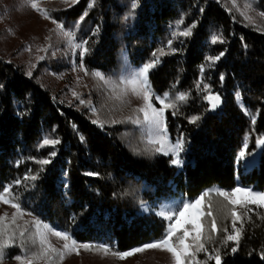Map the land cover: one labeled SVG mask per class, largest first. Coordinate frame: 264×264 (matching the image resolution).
Wrapping results in <instances>:
<instances>
[{
	"label": "trees",
	"instance_id": "16d2710c",
	"mask_svg": "<svg viewBox=\"0 0 264 264\" xmlns=\"http://www.w3.org/2000/svg\"><path fill=\"white\" fill-rule=\"evenodd\" d=\"M250 2L256 13L264 12V0ZM89 3L80 0L57 13L78 41H87L85 68L118 78L126 61L138 68L159 57L148 79L155 95L168 93L167 102L176 105L164 115L170 139L183 140L182 164L171 163L174 157L146 142L130 141L129 121L116 107L103 101L94 111L92 102H71L36 72L29 76L23 65L0 54V191L9 186L21 210L79 242L123 252L158 240L166 230L165 220L143 211L145 205L176 196L194 199L211 188L234 189L239 181L263 188L264 146L251 172L237 168V155L246 137L250 156L259 150L256 139L264 136V26L243 22L221 0H137L135 9L132 0H96L91 8ZM193 24L191 36L179 35ZM213 35L224 42L212 43ZM160 49L167 54L160 56ZM221 52L214 64L206 59ZM65 65L59 59L44 63L55 72ZM204 85L221 98L214 110ZM181 93L185 101L177 99ZM153 102L160 107L155 96ZM244 109L256 116L255 124ZM192 116L200 120L192 124ZM45 138L60 142L42 146ZM45 159L51 162H38ZM206 205L218 232L209 233L208 253L197 254L201 264H215L207 259L213 249L222 264H264V208L250 206L238 251L232 253L234 242L224 243L232 231L231 205L215 193L203 201L205 212ZM201 224L210 228L211 218L202 216ZM7 250L27 253L13 245Z\"/></svg>",
	"mask_w": 264,
	"mask_h": 264
},
{
	"label": "rangeland",
	"instance_id": "374dc122",
	"mask_svg": "<svg viewBox=\"0 0 264 264\" xmlns=\"http://www.w3.org/2000/svg\"><path fill=\"white\" fill-rule=\"evenodd\" d=\"M79 1L80 0H77L76 3H71V0H68V3H65L64 0H36V2L39 3L42 8L47 9L50 14L51 19H44L35 10L24 6L22 0H0V54L23 65L30 72H36L38 79L44 85L54 88L55 91H63L64 95H66L71 102H79V105L83 104L80 102L81 100L85 102H92L91 109L94 111L103 101H106L109 106L116 107L122 116L129 121V140L139 143H141V141L144 143L146 142L148 146H151L156 150V148L160 145L158 143H154L153 141L158 140L159 136L156 134L154 129H151L145 123L143 113L137 111L139 107L143 106V101L137 99L130 91L123 97V99L116 98L117 95L124 89V85L121 84L120 81L130 78L142 67L135 68L131 66L128 61H126V66L122 70L120 77H105L107 80L111 81L110 84H105L104 81L94 77L92 75L93 72H89L85 66L84 68L87 70V74L85 71L81 70L79 56L81 50L71 48L67 44L64 37L59 35L56 31H53L55 29V24L52 23V19L61 23L57 19V17H59L57 13L72 8ZM221 1L228 5L229 8L232 9L243 22L264 26V17L253 10L250 0ZM246 16L249 17V19H246ZM64 29L67 30L65 27ZM76 42L80 41L76 38ZM41 48H46L47 51H39ZM41 56L44 58L38 59ZM68 57H70L71 61L68 60ZM55 59H59V61L63 62L64 65L66 63V65L62 66L58 72H55L50 68L47 69L44 66V63L47 61L53 62ZM113 86H116L115 91H113ZM74 93L76 95H74ZM83 95H88L91 98L83 99ZM153 105L155 106L154 102ZM137 120H139L140 123H136L135 121ZM167 137L169 146L176 143L170 139L168 133ZM260 150L261 146H259V150L254 152L252 155H246L244 161H237V168L240 171L245 170L249 172L257 168L259 166ZM168 155L174 157V159L176 158L175 154L172 152H169ZM236 187L249 188L256 192H264V187L256 188L253 186H244L240 181ZM215 189L225 190L222 188ZM195 199L196 198L188 199L185 196L170 197L161 202L155 203L154 205H145L142 207V210L145 212L153 211L158 215L160 211L175 208L182 200L193 201ZM236 199L239 201L244 199V197L238 195ZM202 206L203 202L200 206L203 210ZM237 208H239V205H237ZM15 211L16 210L10 205L0 203V215H3L4 213L8 214V219L5 221L6 224L10 222L11 215ZM21 211L23 212V216L17 218L16 225H19L20 229H27L24 237L26 243L23 247L21 246L19 231H17L13 246L25 249L27 251L25 255L30 259L33 253L39 252L38 238L35 245L31 242V238L36 233V228L32 222L36 219L27 212L23 210ZM189 215L190 214L186 213L184 217H181L179 225L181 229L184 227H190L185 223V221L189 218ZM191 216L201 224L202 216L197 215L195 212H192ZM165 222L167 228L169 221L165 220ZM43 224L49 225L56 231H64L46 222H41V231H44L42 227ZM16 225H11L9 227V232L16 228ZM45 234L54 247L62 249L64 241L51 235V233ZM177 235H183V232H178ZM77 242L83 243L79 241ZM87 244H92L94 246L98 245L97 242ZM7 249L6 251L8 256L2 261V264H19L14 257L16 255L23 256V254H17V252L10 254ZM33 264H170V254L160 250L149 249L126 259H118L113 257L111 254L105 256L95 250L84 251L81 249L79 255H76L75 253L66 255L62 261L58 256L53 255V259L51 261L38 259L34 260Z\"/></svg>",
	"mask_w": 264,
	"mask_h": 264
},
{
	"label": "snow or ice",
	"instance_id": "6c2138e0",
	"mask_svg": "<svg viewBox=\"0 0 264 264\" xmlns=\"http://www.w3.org/2000/svg\"><path fill=\"white\" fill-rule=\"evenodd\" d=\"M23 5L30 7L31 9L38 12L44 19H51L50 14L47 9H44L40 6L36 0H22ZM65 3H68V0H64ZM77 0H71V3H76ZM96 0H90L89 7L95 6ZM138 6L137 0H132L131 8L135 9ZM250 6V5H248ZM243 15V13H242ZM260 15L264 17V12H261ZM249 19V17H245ZM52 23L55 24V29L59 35L65 38L67 44L73 49H80V68L85 71L87 74V70L84 68L83 57L85 54L89 52V48L86 47L87 41L76 42L75 32L72 30H65L64 25L58 23L55 19H52ZM178 24L183 23L182 20L177 22ZM195 27L193 24L187 30L179 33L180 36H191L192 28ZM212 43H223V39L220 36L213 35L211 39ZM172 41H168V47L171 49ZM39 51H47L46 48H41ZM175 51V49H172ZM160 56L166 55L163 49L159 50ZM156 56L155 53H153ZM224 53L221 52L216 56H207L206 59L211 61L213 64L218 61ZM41 56L38 59H43ZM159 57H156L153 61L143 65L142 68L137 70L130 78L121 80L120 83L124 85V89L117 95V99H123L125 95L131 92L137 99L143 101V106L139 107L137 111L143 113L145 123L156 131V134L159 136V139L153 141L154 143H158L160 146L156 148L157 152H162L165 155H168L169 152L175 154L176 158L171 161V163L180 165L182 164L181 159L179 158L180 151H183V140H177L174 145H168V137H167V127L165 123V111L168 108H175L176 105L173 103H168V93H164L163 96L155 95L151 89V84L148 79L149 71L154 68L159 63ZM28 75L31 76L32 73L28 72ZM92 75L98 78L101 81H104L105 84H110L111 81L107 80L105 76L99 72H93ZM223 79V76H221ZM199 87V85H197ZM2 87V85H0ZM116 90V86H113V91ZM204 90L209 91V86L204 85ZM74 95H76L74 93ZM159 102L160 107L157 108L153 105V97ZM178 100L185 101L187 99V95L181 93L178 97ZM211 105V108L216 109L221 103V98L219 95H212L209 91V95L205 97ZM81 103H85V101L81 100ZM243 107V105L241 104ZM245 113L251 117L252 124L256 122V116L253 115L249 110L244 109ZM175 115V112H173ZM200 120L199 116H192L190 118V123L196 124L197 121ZM136 123H140L139 120L135 121ZM92 123L99 124L102 128L103 124L98 120H93ZM115 123V121H113ZM83 139V137H81ZM60 141L58 139H43V145H52L55 146ZM257 146H264V136L258 137L256 139ZM167 148V150H166ZM248 149V138L246 137L244 143L242 145L241 150L238 152L237 161H244L247 155ZM52 156H55L56 153L51 152ZM42 165H47L51 161L50 160H40L38 161ZM88 175H92V173H88ZM25 179L36 180L38 176H26ZM16 183H20V181H16ZM215 193L219 197H223L224 200L227 201L229 205H231L230 215L232 218V231L226 235L224 239V243L234 242L235 246L231 248L232 253H236L239 248V241L242 236L243 230V217L247 216L248 212L253 211L250 207L251 205H255L257 208H264V192H256L249 188H241L236 187L231 190H221V189H211L209 191L204 192L201 196L196 198L193 201H181L178 206L175 208H170L165 211H160L158 215H160L165 220L169 221L167 228L164 234L156 241L147 243L142 245L141 247H137L131 249L130 251L120 252L113 251L111 246L106 245H98L94 246L92 244L87 243H78L67 231H56L52 227L47 224H43L44 231H41V221L34 220L32 223L36 228L35 235L31 238V242L33 245L36 244V240L38 238L39 241V252L33 253L32 257L29 259L26 255H16L14 259L19 262V264H33L34 260L45 259L47 261H51L53 259V255L58 256L62 261L66 255H71L75 253L76 255L80 254V250L84 251H97L107 256L111 254L113 257L118 259H126L130 256H133L137 253L144 252L149 249L160 250L170 254V264H201V261L197 259V254L200 252L208 253V249L205 247L206 241H211L213 239L212 235L209 233H217L218 226L217 220L213 211L211 210V205H206L207 211H203L201 209L202 202L206 197ZM242 196L244 199L237 200V196ZM15 197L11 195V188L9 186H5L2 191H0V203H4L10 205L16 211L12 213L11 220L8 224L5 221L8 219V214L4 213L0 215V264L2 261L8 256L6 251L7 248L11 247L15 243L17 231H19V237L21 239V246L23 247L26 243L24 240L25 233L27 231L26 228L20 229L19 225H16V221L18 217L23 216V212L21 211L20 204L14 202ZM237 205L240 208L244 209L243 214L237 212ZM195 212L199 216H207L211 218L210 228L206 224H200L195 219L192 218L191 213ZM188 213L189 218L185 221L187 225L190 227H184L181 229L179 227L181 217H184L185 214ZM240 222L241 227L237 228V222ZM11 225H16L11 232H9V227ZM183 232V235H177L178 232ZM228 232L227 229L224 230ZM45 233H51V235L57 237L58 239L64 241L62 249H58L52 245V243L48 240ZM214 255L208 254L207 259L214 260L215 264H222V256L217 249H213ZM264 258V257H262Z\"/></svg>",
	"mask_w": 264,
	"mask_h": 264
}]
</instances>
